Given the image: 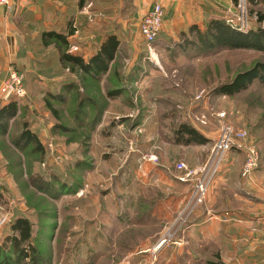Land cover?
<instances>
[{
	"label": "rangeland",
	"instance_id": "rangeland-1",
	"mask_svg": "<svg viewBox=\"0 0 264 264\" xmlns=\"http://www.w3.org/2000/svg\"><path fill=\"white\" fill-rule=\"evenodd\" d=\"M112 3L111 19L105 14L107 6L92 2L85 7L94 26L89 32L79 27L71 45L77 48L73 54L88 62L109 36L118 38L107 84L64 71L65 78L79 87L80 95L71 94L61 104L52 96L63 94V85L57 86L52 79L62 72L43 71V50L29 45L34 49L26 51L36 53L18 56L19 64L8 57L0 59V110L11 101L18 104L7 135L0 136V264H235L223 260L230 257L223 250L220 253L214 245H201L199 222L216 215L208 209V199L212 190L211 199L225 190L215 185L221 181L224 165L234 164L232 174L227 167L223 169L229 174L223 180L227 190L253 191L247 184L250 179L241 176L244 150L223 157L201 205L192 202L196 179L181 180L183 174L175 167L184 163L195 171L203 169L221 128L229 125L235 131H246L244 144L260 151V166L252 177L264 174V87L256 82L232 97L218 91L239 73L264 64V52L202 48L201 37L209 40L210 21L204 20L185 32L171 34L163 29L157 42L149 46L139 34L142 19L131 0ZM241 15L247 17L249 32L264 28V22H259L264 3L252 5L250 0L243 7L233 0L230 7L220 8L219 20L238 32L228 22H236ZM87 34L89 41L84 37ZM48 61L55 63V54ZM3 63L6 66L1 69ZM13 70L22 78L27 93L24 99L6 97L1 91ZM48 82L54 84L45 85ZM108 92L123 95L127 103H121V108L112 104L108 112ZM81 95L101 97L98 101L106 103L98 130L89 137L71 131L76 127L72 112ZM47 103L58 110L60 120ZM96 113L87 112L85 120L91 122ZM221 113L228 116L220 119ZM201 115L207 118L206 125L196 121ZM182 123L209 142L175 144L173 134ZM24 124L37 136L44 154L34 146L21 151L14 144ZM80 163L85 165L78 167ZM161 165H166L168 177L157 173V169L164 170ZM45 182L53 187H40ZM61 185L67 190L61 191ZM19 218L28 219L33 228L31 241L22 247L28 258L22 260L14 254L11 241L16 235L12 226Z\"/></svg>",
	"mask_w": 264,
	"mask_h": 264
},
{
	"label": "crops",
	"instance_id": "crops-1",
	"mask_svg": "<svg viewBox=\"0 0 264 264\" xmlns=\"http://www.w3.org/2000/svg\"><path fill=\"white\" fill-rule=\"evenodd\" d=\"M122 1L125 0H119V4ZM155 1L163 6L165 12L162 30L166 29L171 34L177 31L185 32L188 27L199 20L201 23L203 20H219L220 8L230 7L233 4V0H201L199 2L131 0L133 6L138 10L139 19H143L148 14ZM92 2L99 6H107L108 10L105 14L111 19L112 0H11L12 8L0 7V59L8 57L10 60H15L14 63L19 64L21 58L18 56H33L36 53L26 51V49L30 50L29 45H31L39 51L43 50V71L45 73L62 72L52 79L57 86L63 85L62 88H64L74 83L73 80L69 81V78H65L63 72L68 69L61 65L58 50L53 44L45 46L44 41L42 43V35L44 38V34L51 32L66 34L72 26L76 29L75 34L69 39L72 45L74 39H77L75 35L78 33L79 27H82L83 31L89 32L94 26L90 23L91 18L84 11L85 7ZM107 21L110 20L107 19ZM139 34L143 39L141 33ZM84 37L89 41L88 38L91 36L87 34ZM50 54H55V63L48 61ZM34 63L36 62H32V64ZM4 66H6L5 63L1 69ZM113 67L114 63L110 65L109 71L103 77L102 85L108 83L107 79L112 74ZM53 82L45 83V85H53ZM106 101L109 103L108 112H111L112 104L119 105L120 107L117 108H121V103H127L123 95ZM233 165H224L223 169L227 167V172L232 174ZM161 166L164 167V170L157 169V173L165 177L167 167L166 165ZM223 169L218 178L221 181L216 182L215 185H221L225 190L215 193L214 199H211L214 192L212 190L208 199L210 201L208 209L215 211L216 215L205 216L199 222L201 245L206 248L214 245L218 252L223 250L226 256H230L223 259L226 263H231V261L235 264H244L250 261L264 262V174L261 177L254 175L250 181H247L248 187L253 188L252 192L247 188L241 190L240 187L237 189L232 187L231 190H227L223 186L226 180H223L228 178L229 174L226 171L223 172ZM215 188L216 186H214ZM227 191L230 192L227 193ZM222 245L226 248L221 249ZM218 256L220 257V254H217Z\"/></svg>",
	"mask_w": 264,
	"mask_h": 264
},
{
	"label": "trees",
	"instance_id": "trees-1",
	"mask_svg": "<svg viewBox=\"0 0 264 264\" xmlns=\"http://www.w3.org/2000/svg\"><path fill=\"white\" fill-rule=\"evenodd\" d=\"M252 5H259V3H264V0H250ZM259 22H264V15L259 16ZM76 32V29L72 26L68 29L66 34L59 33H48L42 35V43L44 41L45 46L53 44L59 52L60 63L63 68L68 69L71 73H81L88 80L96 83H101L103 77L109 71V67L115 60L116 53L119 47V40L116 36H109L101 45L100 52L86 62L85 58L81 55L68 53L71 48V43L69 41ZM209 40L201 37L200 46L202 48L213 50L215 48H227L231 50H256L259 52H264V28H259L257 31H251L247 34L236 32L227 26L222 20H211L208 26ZM203 38V39H202ZM205 45V46H204ZM258 82L262 87H264V64L257 63L253 68L245 72L239 73L234 80L227 85L222 86L218 91L227 96H235L245 90H247L253 83ZM79 87L72 83L67 87L63 88V94H58V96H52L59 103L65 104L68 101V96L71 94L80 95ZM65 94H68L65 96ZM119 96L117 92H108L107 97L111 100L116 99ZM97 97L88 96L84 98L81 95L79 103H77V109L73 111V121L75 122V128L71 131L86 133L89 137L90 134L96 131L97 125L100 123L101 114L106 106L104 101H98ZM103 100V99H102ZM78 101V100H77ZM17 102L11 101L10 104L4 106L0 110V136L7 135L8 127L10 126V121L15 119L18 114V104ZM102 105V107L100 106ZM48 109L51 111L55 118L60 120V114L58 110L53 108L51 103H47ZM97 112L91 122L85 120L87 112L89 111ZM86 111V113L84 112ZM82 116L80 117L81 114ZM64 127V126H63ZM23 131L20 134L17 142L14 144L21 150H25L30 146H34L36 151L45 152L44 147L38 140L37 136L31 132L29 126L24 124ZM66 128V127H64ZM67 129V128H66ZM174 143L177 145L190 146L191 144L205 145L209 140L200 134L195 128L189 126L186 123H182L177 130L174 132ZM87 137V138H88ZM85 165L80 163L78 167ZM53 180L56 177L53 176ZM51 182H45L41 184L42 188H50ZM77 185V184H75ZM63 190H67V187L61 185ZM71 192H76L71 191ZM12 230L15 232V237H12V244L14 248V254L18 255L19 260L27 257L26 252L22 248L24 245L29 244L32 239L33 228L30 221L26 218L17 219ZM34 259V258H32ZM217 264H220L218 262Z\"/></svg>",
	"mask_w": 264,
	"mask_h": 264
},
{
	"label": "built area",
	"instance_id": "built-area-1",
	"mask_svg": "<svg viewBox=\"0 0 264 264\" xmlns=\"http://www.w3.org/2000/svg\"><path fill=\"white\" fill-rule=\"evenodd\" d=\"M191 2H199L201 0H190ZM239 6L243 7L246 5L247 0H238ZM0 7L10 9L11 0H0ZM165 12L163 6L159 2H155L148 14L142 19L140 24V33L144 41L149 45L153 46L158 37L161 34L164 24ZM232 24V28L240 33L247 34L249 32V24L247 17L241 15L237 21L229 20ZM234 25V27H233ZM77 51L76 47L70 49V53ZM21 76L18 75L14 70L9 73L8 78L2 83L1 91L6 97L16 96L20 99H24L27 95L23 85ZM203 94L198 99H201ZM228 115L221 113L218 115L220 119H225ZM201 125L208 123L205 115L198 116L196 118ZM248 134L246 131H235L231 126L224 125L221 128L218 139L214 144L211 157L205 167L200 171L190 169L184 163L176 164V171L183 174L181 180L188 181L190 179H196L195 190L192 195V202L196 205H201L205 202L208 195L209 186L215 178L218 167L221 164L223 157L233 150H244L246 159L242 169L241 176L243 179H250L255 171L260 166L261 154L259 149L255 145L246 146L244 142L247 140ZM152 161L153 158H144V160Z\"/></svg>",
	"mask_w": 264,
	"mask_h": 264
}]
</instances>
